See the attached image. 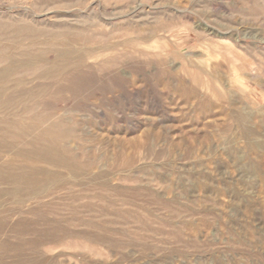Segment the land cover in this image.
Listing matches in <instances>:
<instances>
[{"label": "rangeland", "instance_id": "obj_1", "mask_svg": "<svg viewBox=\"0 0 264 264\" xmlns=\"http://www.w3.org/2000/svg\"><path fill=\"white\" fill-rule=\"evenodd\" d=\"M11 69L0 264H264V0H0Z\"/></svg>", "mask_w": 264, "mask_h": 264}, {"label": "bare ground", "instance_id": "obj_2", "mask_svg": "<svg viewBox=\"0 0 264 264\" xmlns=\"http://www.w3.org/2000/svg\"><path fill=\"white\" fill-rule=\"evenodd\" d=\"M135 5V4H134ZM137 6V5H136ZM115 8V7H114ZM130 8V7H129ZM133 11V10H132ZM131 11V12H132ZM123 15V14H122ZM124 16V15H123ZM117 17V16H116ZM119 17V16H118ZM121 17V16H120ZM22 21V20H21ZM22 23V22H21ZM20 23V24H21ZM6 24V23H5ZM10 24V23H9ZM18 27V26H17ZM7 28V27H6ZM60 28H61V25H60ZM66 28V27H65ZM72 28V27H71ZM84 28V27H83ZM67 29V28H66ZM57 30V29H56ZM68 33V32H67ZM76 33V32H75ZM65 34V33H64ZM69 34V33H68ZM9 37V36H8ZM59 38V37H58ZM81 38V37H80ZM13 39V38H12ZM36 39V38H35ZM75 41V40H74ZM59 44V43H58ZM30 45V44H29ZM28 45V46H29ZM49 45V44H48ZM42 46V45H41ZM56 47V45H54ZM45 47V44L44 46ZM53 47V46H52ZM8 51V50H6ZM41 52V51H40ZM39 52V53H40ZM53 52L55 53V59L57 60H60L58 63H52V64H46V65H42L40 64L41 61L39 58L35 57L34 56H27V60L25 61L27 65L31 66V67H36V66H40V76L45 78V77H52V76H55V75H58L59 73H61L62 71H64L65 68H67L69 66V64L67 63V61H72L74 59V54L75 52L69 48H56L53 50ZM30 53V52H29ZM33 53V52H32ZM31 53V54H32ZM20 54V53H19ZM46 54H47V51H46ZM92 55V54H91ZM44 56V55H43ZM45 57V56H44ZM8 58V57H7ZM12 58V57H11ZM12 60V59H11ZM44 60V59H43ZM13 61V60H12ZM51 62V61H49ZM48 62V63H49ZM14 64V63H13ZM22 65V64H21ZM37 67V68H38ZM29 68V67H28ZM39 69V68H38ZM37 69V70H38ZM7 70V69H6ZM1 71V70H0ZM16 69H11L9 71H3L0 73V79L3 80L5 79V75H9L10 73L12 72H15ZM32 71V70H31ZM34 72V71H33ZM36 72V71H35ZM7 73V74H6ZM30 73V72H29ZM19 74V73H18ZM25 75V74H24ZM17 76V75H16ZM36 76V75H35ZM12 77V76H11ZM11 80V79H10ZM12 83V82H11ZM46 85V84H45ZM4 92V90H3ZM19 94V92H18ZM10 96V95H9ZM17 97V96H16ZM11 99V98H10ZM6 100V99H5ZM5 103V102H4ZM15 105V104H14ZM6 111V110H5ZM239 113V112H238ZM37 119V118H36ZM38 121V120H37ZM36 121V122H37ZM236 121L238 123H242L244 122V116L242 113H239V115L237 116L236 118ZM7 122V121H6ZM18 122V121H17ZM50 122V121H49ZM243 124V123H242ZM84 126V125H83ZM240 127V126H238ZM230 131V130H229ZM63 135V134H62ZM240 135L241 136H245L246 138H249L251 136H260V135H264V132H260L256 129H253L252 127H248L247 125L246 126H242L240 128ZM56 138V137H55ZM54 139V138H53ZM57 140V139H56ZM222 139L220 138V141ZM41 145V144H40ZM31 146V145H30ZM62 146V145H61ZM44 148V147H43ZM46 148V147H45ZM249 149L251 150H256L260 153H263L264 154V146L263 145H257L255 143H251L249 146H248ZM247 149V148H246ZM251 153V152H250ZM26 154V153H25ZM40 155H43V156H48L50 155L51 153H49L47 150H42L40 153ZM230 154L234 155V157L237 159H239V161L242 159V157L238 156L234 151H230ZM241 155V154H240ZM62 156V155H61ZM243 156V155H241ZM262 156V155H261ZM28 157V156H27ZM38 158V157H37ZM64 158V157H63ZM241 158V159H240ZM264 158V157H263ZM245 159V158H244ZM47 160V159H46ZM176 160V159H175ZM181 160V159H180ZM48 163V162H47ZM53 163V162H52ZM58 165V164H57ZM74 167V166H73ZM248 169V168H247ZM250 169V168H249ZM248 169V170H249ZM7 170V169H6ZM4 171V168H0V174L3 173ZM23 171V170H21ZM262 171V170H260ZM7 172V171H6ZM72 172V171H71ZM78 172V171H77ZM250 172H251V178L247 181V185L250 187H253L254 186V181L255 179H257V176H258V171H257V168H255L253 165H252V169H250ZM24 173V172H23ZM28 174V173H27ZM26 174V175H27ZM24 175V174H23ZM22 175V176H23ZM34 175V174H33ZM1 176V175H0ZM21 176V175H20ZM8 177V176H7ZM24 177V176H23ZM31 177V176H30ZM29 177V178H30ZM3 178V177H2ZM22 178V177H21ZM27 178V177H26ZM178 178V177H177ZM31 179V178H30ZM200 180V185L202 186H207L208 185V178H202V179H199ZM182 181V180H181ZM25 182V181H24ZM24 182H22L21 180H16V181H11L10 182V187H11V190L12 192L16 193V191L18 192L21 187H23L25 184ZM26 183V182H25ZM35 183V182H34ZM180 183V182H179ZM185 183V182H184ZM210 184V183H209ZM29 185H30V181H29ZM33 185V184H32ZM179 186V185H178ZM33 188V187H31ZM182 188V187H181ZM22 195H26V194H23L25 193L24 191L21 192ZM246 193V192H245ZM19 194V193H18ZM32 194V193H31Z\"/></svg>", "mask_w": 264, "mask_h": 264}, {"label": "crops", "instance_id": "obj_3", "mask_svg": "<svg viewBox=\"0 0 264 264\" xmlns=\"http://www.w3.org/2000/svg\"><path fill=\"white\" fill-rule=\"evenodd\" d=\"M242 68L241 66H239L237 63H234V65L231 67L230 70V74H231V78H233V80H235L236 84L239 85V80H238V71H240Z\"/></svg>", "mask_w": 264, "mask_h": 264}]
</instances>
